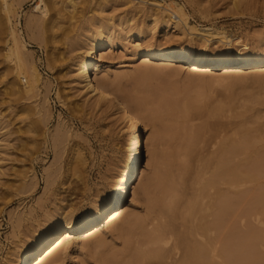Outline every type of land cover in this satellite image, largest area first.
<instances>
[{
    "label": "rangeland",
    "instance_id": "374dc122",
    "mask_svg": "<svg viewBox=\"0 0 264 264\" xmlns=\"http://www.w3.org/2000/svg\"><path fill=\"white\" fill-rule=\"evenodd\" d=\"M6 1L9 24L0 1V264H6L51 216L65 212L77 216L90 209L108 193L129 157L128 126L118 109L74 88L71 63L84 49L80 36L98 20L111 22L114 31L113 45L100 50L101 64L110 68L111 79L119 82L125 97L145 104L139 124L145 144L140 178L135 182L136 192L127 195L124 211L113 224L82 243L71 240L63 246L61 259L53 262L47 258L42 264H110L108 259L114 257L126 260L142 238L141 232L160 212L155 198L163 186L172 182L181 194L180 207L194 191L197 162L205 166L207 177L225 157L241 175L215 186L231 205L226 222L231 252L228 259L215 258L214 263L264 264V168L258 162L264 153V68L254 73L234 68L225 72L223 68L214 76L208 66L195 73L189 65L142 62L132 35L138 28L142 43L202 50L194 35L165 29L159 21L152 25L148 2L155 0ZM178 1L184 3L190 25L223 32L233 47L246 43L251 50L264 48V0ZM11 22L16 23L15 30L25 44L20 53L23 66L29 68L31 62L40 73L38 89L27 95L13 89V84L18 85L17 58L6 52V45L11 44ZM222 45L212 40L206 49L215 51ZM158 95L179 101L188 98L193 110L170 112L157 101ZM215 108L221 115L213 117ZM208 121L211 132H204L191 156L186 155L181 148L184 137ZM243 129L252 140L237 153L224 152L227 143L241 138ZM148 177L154 183L145 192L141 187ZM127 213L135 214L137 225L129 234H122L118 227Z\"/></svg>",
    "mask_w": 264,
    "mask_h": 264
},
{
    "label": "bare ground",
    "instance_id": "6f19581e",
    "mask_svg": "<svg viewBox=\"0 0 264 264\" xmlns=\"http://www.w3.org/2000/svg\"><path fill=\"white\" fill-rule=\"evenodd\" d=\"M0 1L9 24L10 6L6 0ZM73 1L69 0L72 4ZM148 4L151 6L148 5L150 7L148 11L152 25L155 26L159 21L165 29L171 27L180 34L194 35L193 37H197L201 42L202 50H193L179 45L142 43L143 34L138 28L132 35L140 48L138 54L142 62L189 65L190 70L195 73L208 66L207 68L214 76L218 74L216 70L223 68L225 72L227 68H234L240 72L250 69L253 73L264 68V48L251 50L247 48L246 43L233 47V41L223 32L212 27L190 25L183 2L155 0L149 1ZM15 27L16 23L13 25L11 22L8 30L11 44L6 45V52L7 55H14L17 58L15 78L18 85L13 84V89L19 94L27 95L38 89L41 78L37 67L31 62L29 68L27 67L28 70L23 71L27 68H25L26 65L23 66L20 53L25 48V44ZM111 27V22L98 20L95 25L82 33L80 38L84 43V49L78 52L71 63L75 71L73 83L74 88L80 90L87 98L95 96L99 101L118 109L121 119L128 126L126 141L129 157L105 196L94 201L90 209L77 216L65 212L63 215L48 218L45 224L29 237L28 241L20 244L6 264H42L47 258H51L53 262L61 259L63 246L71 240L75 239L77 243H82L89 236L100 233L103 227L113 224L119 214L124 211L127 195L136 192L135 182L140 178L138 177L140 176L139 164L143 147H145L139 133L140 119L146 113L145 104L125 97L119 88V82L111 79L110 68L101 64L100 50L111 47L114 43V31ZM126 32L128 33L129 29ZM212 40L220 41L223 44L221 49L208 51L207 45ZM77 50H80V46ZM234 74L239 75L235 71ZM156 99L163 102L170 112L173 111L172 109L193 110L188 98L179 101L169 96L158 95ZM219 112L221 110L215 108L211 114L213 117L219 116L221 115ZM196 128L193 129V133V130H190L181 143V148L188 156H191L194 147L198 146L195 144L200 143L204 132L210 131L213 126L208 121ZM240 137L236 142L227 143L228 145L223 149L224 152L237 153L252 140L253 136L243 129ZM198 140H200L199 143ZM223 150L220 147V153L221 151L223 153ZM258 162L264 168V153L259 156ZM197 163L192 183L194 191L190 199L180 208L179 195L181 194L174 189L171 181L167 182L155 198L159 202L160 212L154 217L149 228L141 232L142 238L132 248L126 260L109 258L110 264H215V258L226 260L228 256L230 257L226 222L231 205L229 200L222 198L215 186L228 179L239 178L241 173L236 165H230L226 157L216 164L207 177L204 172L205 166ZM177 165L182 169L186 168L184 163H177ZM244 175L249 176V173ZM153 183L154 178L148 177L141 190L148 191ZM136 225L135 214L127 213L118 230L122 234H129ZM98 242H101V239ZM218 242L220 246L216 249L215 244L217 245Z\"/></svg>",
    "mask_w": 264,
    "mask_h": 264
}]
</instances>
